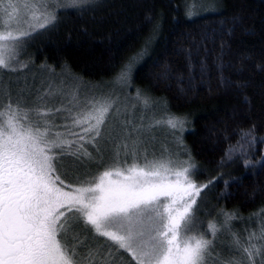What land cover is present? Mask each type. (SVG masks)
<instances>
[{
  "label": "trees",
  "instance_id": "trees-1",
  "mask_svg": "<svg viewBox=\"0 0 264 264\" xmlns=\"http://www.w3.org/2000/svg\"><path fill=\"white\" fill-rule=\"evenodd\" d=\"M27 37L29 68L65 70L75 81L100 84L127 66L131 85L156 103L154 120H183L177 132L184 146L177 150H187L180 155L195 165L194 179L208 185L197 219L235 217L215 242L217 264L226 258L248 264L233 236L247 246V235L264 228V0H83L57 8L52 24ZM78 162L59 168L73 176L64 181L100 169ZM75 231L74 241L91 239L84 244L89 250H115L124 264H136L91 226L80 222L69 237Z\"/></svg>",
  "mask_w": 264,
  "mask_h": 264
},
{
  "label": "snow or ice",
  "instance_id": "snow-or-ice-1",
  "mask_svg": "<svg viewBox=\"0 0 264 264\" xmlns=\"http://www.w3.org/2000/svg\"><path fill=\"white\" fill-rule=\"evenodd\" d=\"M82 2L24 0L21 5L0 0V17H7L0 23L4 29L0 31V69L15 70L12 61L21 38L30 30L52 24L57 8ZM25 23L28 29L23 28ZM12 27L18 35L8 30ZM126 73L127 66L121 78ZM112 107L109 98L90 101L77 111L67 109L71 124L61 132L54 131L57 126L48 119L51 109L25 108L11 101L0 105V264H96L98 253L81 256L78 238L76 243L66 239L80 222L128 252L136 264H208L214 252L212 239L190 234L195 229L196 197L208 185L197 186L191 179L195 165L189 161L176 164L170 156L149 160L144 149L141 164L143 142L132 134L138 129L129 131L125 126L127 135L115 146L113 164L98 175L75 185L61 179L56 162L66 155L90 158L85 144L95 146L102 137ZM166 123L172 129L183 126V120L175 117ZM224 215V225H207L213 238L235 218ZM233 239L248 264H255L261 248L253 241L264 240V228L259 237L249 235L247 246L235 234ZM220 264L244 261L226 258Z\"/></svg>",
  "mask_w": 264,
  "mask_h": 264
},
{
  "label": "rangeland",
  "instance_id": "rangeland-1",
  "mask_svg": "<svg viewBox=\"0 0 264 264\" xmlns=\"http://www.w3.org/2000/svg\"><path fill=\"white\" fill-rule=\"evenodd\" d=\"M4 2L6 3L7 0H4ZM15 2L22 5L24 0H15ZM9 11L11 10L9 9ZM15 18L16 14L13 13V19L10 21L13 25L16 23ZM4 19H7V17H0V23H2ZM23 28L28 29V24L25 23ZM3 30L4 29L0 28V31ZM8 30H11L13 35L19 34L15 27ZM31 32L33 31L30 30V33ZM22 38L15 53L16 59L12 61V68L15 70L0 69V105H6L9 101H11L13 104L19 102L20 105L25 108L40 107L51 109L53 110V114L49 116L48 119L57 126L54 131L63 132L65 131L63 126L71 124L68 112L66 111L67 109L77 111L80 108L85 107L90 101L109 98L113 103V107L110 110L105 126L103 127L102 137L98 138L95 146L92 144H85L87 151L91 153V157H81L80 159H77L74 156H62L56 162L58 170L59 168L66 167V163L71 161L75 162L74 165H71L72 168H75L79 164L78 161H80L86 170H89L91 167H100L98 172L87 175V178L98 175L100 172L104 171L113 164L116 152L115 146L122 143L127 135L125 132V126H127L129 131H132L133 129L139 130L138 133L133 132L132 134L134 139L143 142L141 159L139 160L141 164L143 163L142 157L144 149H146L149 160L170 156L176 164L184 161V158H182L180 154L182 152H187V150L181 149L180 153L177 150L184 146L182 143V136L178 135L180 132H177V128L172 129L166 124L168 116L164 117L166 120H154V116L156 115L158 109L156 107V103L153 102L151 104L146 100V97L140 96L139 90L131 85L128 72L123 78H121V73L114 79H110L108 82L100 84H87L85 82H79L78 80L75 81L74 76L68 74L65 70L55 71L47 69L46 66L42 67V65L37 66L36 68H29L30 65L25 54V47L31 37L26 36L23 39ZM145 101H147V103H145ZM58 108L65 111L56 113L54 110ZM157 121L160 123H157ZM74 130L78 131L79 129ZM170 131L173 132V139L166 137L172 135ZM151 137L155 139L149 141ZM163 137H166L165 140L168 144H170L171 141L174 147L168 146V148H166L168 144L160 141V138ZM103 155H107V157L105 158ZM124 158V153L121 151V159ZM107 159H110L111 161L108 162ZM127 159L130 164L132 162L131 157H128ZM187 161L192 163L191 160ZM63 162L65 163L63 164ZM195 172L196 167L191 171V179L197 186H201L202 184L196 182L194 179ZM72 178L73 176L63 177L61 175V179L63 180ZM66 183L75 185L77 182ZM199 196L196 197V204L193 206L195 229L190 234H205L206 238L212 239L214 248L218 235L227 228L221 227V230L216 234L215 238L212 237L211 233L207 231V225L209 222H201L197 219L196 213L199 207ZM210 222H214L218 226H222L224 225L225 219L223 217L222 223L214 220H210ZM252 233L256 232L251 231V233H249L246 237L247 241L249 235ZM75 234H77L76 231L73 235L71 234L70 237L69 235L66 237L68 242L72 241L71 243H76V241L73 240V236ZM257 236L259 237L260 235L257 234ZM83 238V242H85L84 244H90L91 239L88 236L85 235ZM253 243H255L257 247L261 248V254L256 255L254 257V261L259 260L264 264V240L256 239ZM84 244L80 242L76 243L77 252L81 256L85 255L83 250L86 249L87 245L84 246ZM89 244L87 247L88 252L91 251L88 249ZM98 254L99 255L96 257V264H112V262H114V258H118V260L121 259V264H124L123 258L120 256L121 254L117 253L115 250H103ZM125 259L128 260V258ZM217 263L218 258L212 253L209 257L208 264Z\"/></svg>",
  "mask_w": 264,
  "mask_h": 264
}]
</instances>
